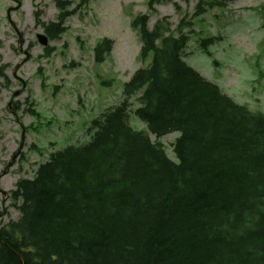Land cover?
Returning <instances> with one entry per match:
<instances>
[{"label":"trees","instance_id":"16d2710c","mask_svg":"<svg viewBox=\"0 0 264 264\" xmlns=\"http://www.w3.org/2000/svg\"><path fill=\"white\" fill-rule=\"evenodd\" d=\"M182 1L195 2V19L237 0ZM171 2L148 0L147 8ZM55 4L56 21L41 24L49 41L67 29L69 3ZM148 22L132 19L143 66L120 104L92 120L90 142L48 154L15 184L18 219L0 226V264H264V114L186 64L191 21L180 20L175 33L166 17L151 29ZM216 39H201L199 49L210 57ZM112 48L98 41L94 62ZM139 92L134 115L146 132L127 122ZM174 133L175 161L149 138Z\"/></svg>","mask_w":264,"mask_h":264},{"label":"rangeland","instance_id":"374dc122","mask_svg":"<svg viewBox=\"0 0 264 264\" xmlns=\"http://www.w3.org/2000/svg\"><path fill=\"white\" fill-rule=\"evenodd\" d=\"M56 1L0 0V68L6 77H0V226L18 219L10 198L17 181L32 178L48 154L89 143L92 120L123 100V85L142 66L131 28L139 14L149 16L150 29L166 17L173 33L180 20L191 21L186 64L237 104L264 114V0H237L195 19L194 1L172 0L154 6L153 13L148 0H63L69 3L63 5L67 29L43 47L37 35H44L42 23L56 21ZM103 38L114 46L105 62L96 64L93 47ZM207 38H220L208 46L210 57L198 47ZM45 48L50 55H43ZM140 93L131 98L127 122L146 132L134 115ZM177 137L149 134L173 161Z\"/></svg>","mask_w":264,"mask_h":264},{"label":"water","instance_id":"95a60500","mask_svg":"<svg viewBox=\"0 0 264 264\" xmlns=\"http://www.w3.org/2000/svg\"><path fill=\"white\" fill-rule=\"evenodd\" d=\"M37 39H38V42H39L41 45L45 46V45L47 44V39L45 38V36H43V35H38V36H37ZM8 110H11V104H8Z\"/></svg>","mask_w":264,"mask_h":264}]
</instances>
